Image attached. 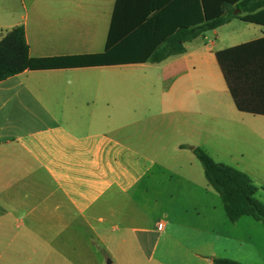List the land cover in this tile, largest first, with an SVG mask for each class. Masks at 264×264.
<instances>
[{"label": "crops", "instance_id": "crops-1", "mask_svg": "<svg viewBox=\"0 0 264 264\" xmlns=\"http://www.w3.org/2000/svg\"><path fill=\"white\" fill-rule=\"evenodd\" d=\"M115 2L0 0V38L22 26L31 57L101 53ZM124 7L121 23H133L136 8ZM251 42L264 58V25L234 18L159 63L23 71L0 81V264H88L90 236L110 250L109 264H148L146 250L166 227L160 218H174L170 202H184L180 214L191 216L209 194L192 149L215 159L223 147L216 137H230L224 128L236 121L246 141L264 138V115L236 109L215 58ZM123 74L138 79H104ZM255 95L264 108V88ZM208 232L207 255L196 258L264 264V241L247 252L244 228Z\"/></svg>", "mask_w": 264, "mask_h": 264}, {"label": "trees", "instance_id": "trees-1", "mask_svg": "<svg viewBox=\"0 0 264 264\" xmlns=\"http://www.w3.org/2000/svg\"><path fill=\"white\" fill-rule=\"evenodd\" d=\"M128 4L136 8L134 21L123 25L121 12ZM263 6L264 0H116L105 49L95 54L31 57L23 27L15 26L0 38V81L23 71L159 63L184 53L185 42L234 18L264 25V9L256 12ZM131 45L142 47L143 54H127L123 48ZM254 46L251 42L222 49L215 58L236 109L264 115V108L253 103L262 97L256 91L264 88V58ZM192 153L218 194L227 220L235 223L248 216L264 226V203L256 199L249 176L215 161L200 147ZM212 263L240 264L227 258H213Z\"/></svg>", "mask_w": 264, "mask_h": 264}, {"label": "rangeland", "instance_id": "rangeland-1", "mask_svg": "<svg viewBox=\"0 0 264 264\" xmlns=\"http://www.w3.org/2000/svg\"><path fill=\"white\" fill-rule=\"evenodd\" d=\"M100 36L101 41H104L105 31L101 33L98 29V38ZM104 79L127 82L137 80L138 77L136 74H123L110 75ZM242 128L244 127L241 123L236 121L224 128L229 130L230 137H216V141L221 140L223 147L221 146V149L214 147L219 149L218 152L212 151L214 160L246 173L257 189L256 199L264 203V138L252 135L246 141V137L240 134ZM198 169L204 180L200 163H198ZM170 204L175 212L174 218L171 221L165 217L160 218L166 222V227L159 236H155L154 247L150 246L146 250L151 256L148 264H158V261L162 264H207V259L202 256L196 258L193 254L207 255L205 251L208 250L210 237L208 229L211 226L217 227L225 224L244 228L248 236L247 252L250 251L251 243L264 241V226L261 223L248 216L241 217L236 223H231L226 219L220 198L211 187H209V194L200 196L196 202L198 214L182 216L180 212L184 202L175 201ZM109 251L97 241H93L91 236L88 237V264H108L109 261L111 262ZM253 261L260 263L259 260Z\"/></svg>", "mask_w": 264, "mask_h": 264}, {"label": "built area", "instance_id": "built-area-1", "mask_svg": "<svg viewBox=\"0 0 264 264\" xmlns=\"http://www.w3.org/2000/svg\"><path fill=\"white\" fill-rule=\"evenodd\" d=\"M163 226V224L160 222L158 225H157V229H161Z\"/></svg>", "mask_w": 264, "mask_h": 264}, {"label": "water", "instance_id": "water-1", "mask_svg": "<svg viewBox=\"0 0 264 264\" xmlns=\"http://www.w3.org/2000/svg\"><path fill=\"white\" fill-rule=\"evenodd\" d=\"M236 12H238V9H236L233 13L236 14ZM108 264H109V262H108Z\"/></svg>", "mask_w": 264, "mask_h": 264}]
</instances>
